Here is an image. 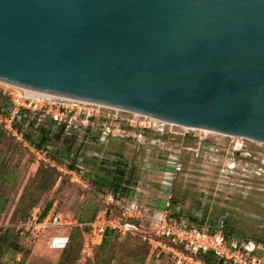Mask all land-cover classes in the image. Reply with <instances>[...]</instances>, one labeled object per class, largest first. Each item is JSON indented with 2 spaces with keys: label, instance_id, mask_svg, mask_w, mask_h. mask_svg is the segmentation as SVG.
I'll use <instances>...</instances> for the list:
<instances>
[{
  "label": "water",
  "instance_id": "1",
  "mask_svg": "<svg viewBox=\"0 0 264 264\" xmlns=\"http://www.w3.org/2000/svg\"><path fill=\"white\" fill-rule=\"evenodd\" d=\"M0 81L264 143V0H0Z\"/></svg>",
  "mask_w": 264,
  "mask_h": 264
},
{
  "label": "rangeland",
  "instance_id": "2",
  "mask_svg": "<svg viewBox=\"0 0 264 264\" xmlns=\"http://www.w3.org/2000/svg\"><path fill=\"white\" fill-rule=\"evenodd\" d=\"M5 98L0 92V106ZM37 127L28 128L34 138ZM52 129L58 132L57 127ZM138 132L115 125L114 138L101 144L95 140L96 132L71 130L67 139L51 142L54 152L36 149L0 122L1 233L35 210L42 213L49 203L69 221L90 218L107 204L103 189L93 185L87 173H114L119 167L124 181L132 184L131 195L144 205L164 209L168 202L175 215L204 227L223 226L232 238L264 246V143L245 138L244 149L236 151L235 136L210 130L186 133L181 127H168L163 134L147 130L140 140ZM56 150L77 154L78 170L70 168L72 158L61 157ZM93 161L95 166L87 167ZM71 230L57 227L48 234ZM82 247L81 233L65 251L50 250L43 240L31 248L20 242L18 250L0 255V264H170L163 256L149 257L147 242L139 237L110 238L91 256L81 255ZM257 254L263 257V251Z\"/></svg>",
  "mask_w": 264,
  "mask_h": 264
},
{
  "label": "built area",
  "instance_id": "3",
  "mask_svg": "<svg viewBox=\"0 0 264 264\" xmlns=\"http://www.w3.org/2000/svg\"><path fill=\"white\" fill-rule=\"evenodd\" d=\"M0 92L7 97L11 106L6 115L0 113V122L5 123L6 128L15 135L18 134L14 129V121L21 110L29 111L31 119H35L38 125L51 120L57 126L64 125L66 132L99 128L100 140L103 142L113 135L115 125L121 129L123 126L138 129V140L147 130L163 134L168 127H180L119 107L40 92L3 81H0ZM181 128L186 133L194 131L182 126ZM170 131L174 133L173 130ZM235 137L234 150H240L244 147L245 139ZM199 138L201 139L200 136ZM234 165H231L232 169ZM180 166V163L176 162L175 171L181 170ZM105 201L107 206L97 212L95 218L87 223L89 228L82 232L81 255L91 256L93 249L102 243L110 230L120 236L142 238L150 245L149 257L154 254L157 258L163 256L170 264H206L199 257L200 253L206 252L213 253L230 264H264L262 244L232 238L223 226H218L212 231L210 227L189 223L183 217H172L168 202L164 209H158L144 205L136 196L132 199L116 198L112 193L105 197ZM41 214L39 209L35 210L27 220H19L14 225L25 248H31L43 240L50 250L63 251L71 242L69 231L61 234L52 231L48 234L49 231L57 227L72 228L75 225H83L77 219L67 220L62 214L56 213L54 207L44 217H41ZM2 227L0 224V233ZM258 250L263 251V257L257 254Z\"/></svg>",
  "mask_w": 264,
  "mask_h": 264
},
{
  "label": "trees",
  "instance_id": "4",
  "mask_svg": "<svg viewBox=\"0 0 264 264\" xmlns=\"http://www.w3.org/2000/svg\"><path fill=\"white\" fill-rule=\"evenodd\" d=\"M5 99L7 102L5 101L4 104L2 106H0V110L2 111L3 114L6 115L11 110V106L8 105L7 97ZM35 124H37V122L35 119H31L30 112L27 110H21L18 114V117H16V120L14 121V129L16 130L17 134L20 135L21 138H24L27 142H29L31 145H33L38 150H45V149L51 148V151L55 152V149H54L55 147H54V144H52V143L56 142V141H61L62 139H65V138L67 139L68 136H70L69 132L65 131L64 125L57 126L55 122L48 120L44 124H41V125H39V127H37L39 134H38V136H36V138H34L33 134L30 131L31 130L30 128L34 127ZM53 126L57 127V129H58L57 133L53 132V129H52ZM122 129L124 131H126L127 129H131V128L123 126ZM85 131H87L89 133L96 132L97 135L95 137V140L101 144H106L109 139L114 138V136L112 135L108 138V140L103 142L100 140L99 128H96V127L95 128H86ZM75 135L77 136L79 134H74L73 136H75ZM116 138H120V137L117 136ZM56 152L61 157L67 156V157L72 158L73 161L70 164V168L78 170L76 168V165H77L76 161H77V157H78L77 154L70 153L67 151L63 152L61 150H56ZM71 156H73V157H71ZM91 166L92 167L95 166V161H93L92 164H90V163L87 164V167H91ZM114 171L115 172L113 173V171H111V170H105L102 172H96L95 175H92L91 172H88L87 177L92 181L93 185H97L100 187V189H103L100 191H103L102 193L105 194V197L108 194L112 193L116 198H124L125 197L128 199H132L133 198V196L131 195L132 191H133V190H131L132 184L129 181H127V182L124 181V176H125L124 170H122L121 168L118 167ZM101 208H99V210ZM50 209H51V203H49L46 206V208L44 209V211L41 214V217H44ZM116 211L118 212V209H116ZM96 214H97V212H94L92 214V216L88 219H85V218H78L77 219L78 222L80 224H83V225L82 226H80V225L73 226V230H71L69 232L71 235V242H70L69 246L66 248V250L71 245L76 243L78 235L80 233L82 234L83 230H86L89 228L87 223H90L95 218ZM170 215L172 217H178V218L183 217L180 214L175 215L171 212H170ZM28 217L22 218L20 220H27ZM183 219H187V221L189 223H196L195 220H189L186 217H183ZM196 224L201 225L200 223H196ZM210 229L212 231H214L216 229V227H214V228L210 227ZM119 236H120L119 234H115L113 231L108 230L103 241H102V243L99 246L106 244L110 238H115V237H119ZM127 236L131 237L129 235H127ZM19 240H20L19 235L16 233L14 227L8 228V229L5 228V230L3 229L2 233L0 234V255L8 249L18 250L20 247ZM170 244H173V245L179 247L177 244H175L173 242H170ZM147 247L149 248V253H150V245L148 243H147ZM63 251H65V250H63ZM199 257L206 264H230L229 262H227L224 259L217 258L213 253H210V252L200 253Z\"/></svg>",
  "mask_w": 264,
  "mask_h": 264
},
{
  "label": "bare ground",
  "instance_id": "5",
  "mask_svg": "<svg viewBox=\"0 0 264 264\" xmlns=\"http://www.w3.org/2000/svg\"><path fill=\"white\" fill-rule=\"evenodd\" d=\"M169 123V122H168ZM172 124V123H171ZM177 125V124H176ZM178 126H180V125H178ZM181 127V126H180ZM182 127H185V126H182ZM186 128H190V129H192V130H201V131H203V130H207V129H203V128H196V127H186ZM203 129V130H202ZM207 131H209V130H207ZM211 131V130H210ZM212 132H214V131H212ZM225 135V134H224ZM230 136V135H229Z\"/></svg>",
  "mask_w": 264,
  "mask_h": 264
},
{
  "label": "flooded vegetation",
  "instance_id": "6",
  "mask_svg": "<svg viewBox=\"0 0 264 264\" xmlns=\"http://www.w3.org/2000/svg\"><path fill=\"white\" fill-rule=\"evenodd\" d=\"M244 139H245V137H243ZM246 140V139H245ZM256 142H258V141H256ZM260 143H263V142H260ZM245 141H244V147H245ZM244 147L242 148V149H240V150H236V151H242L243 149H244Z\"/></svg>",
  "mask_w": 264,
  "mask_h": 264
}]
</instances>
